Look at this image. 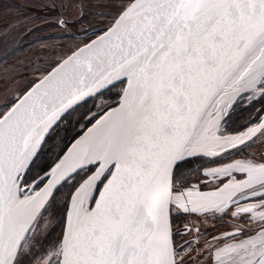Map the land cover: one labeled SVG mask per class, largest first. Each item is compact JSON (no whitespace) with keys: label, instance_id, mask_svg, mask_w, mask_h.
Here are the masks:
<instances>
[{"label":"snow or ice","instance_id":"1","mask_svg":"<svg viewBox=\"0 0 264 264\" xmlns=\"http://www.w3.org/2000/svg\"><path fill=\"white\" fill-rule=\"evenodd\" d=\"M40 7L79 42L4 82L0 264H264V0Z\"/></svg>","mask_w":264,"mask_h":264},{"label":"rangeland","instance_id":"2","mask_svg":"<svg viewBox=\"0 0 264 264\" xmlns=\"http://www.w3.org/2000/svg\"><path fill=\"white\" fill-rule=\"evenodd\" d=\"M41 3L42 0H0V103L5 95V81L9 82L8 91H14L24 84L25 79L33 78L31 69L39 60L54 61L62 51L79 42L54 41L58 38L57 30L38 18L45 15ZM61 44L64 48L60 47ZM17 74L26 75L12 79ZM237 115L243 116L242 113L234 116ZM245 115L247 120L249 112Z\"/></svg>","mask_w":264,"mask_h":264},{"label":"flooded vegetation","instance_id":"3","mask_svg":"<svg viewBox=\"0 0 264 264\" xmlns=\"http://www.w3.org/2000/svg\"><path fill=\"white\" fill-rule=\"evenodd\" d=\"M48 36H51V35H48ZM53 36V35H52ZM54 38V37H53ZM82 39V37H81ZM66 40V39H65ZM54 41L55 42H60V41H63L59 38H54ZM242 115H237V116H234V120H235V123L232 125L233 127H236L237 125L239 124H242L241 123V120L245 119L246 120V115H245V112L242 113ZM241 117H243V119H241ZM201 165H203L204 167H212V166H215L214 164H211V163H208L206 162L205 160L201 159L199 161H193L191 162L186 168H185V172H189V173H193V175L190 177L192 180L195 179V170L197 168H200ZM217 227L219 228L220 227V224L219 222L217 223Z\"/></svg>","mask_w":264,"mask_h":264}]
</instances>
